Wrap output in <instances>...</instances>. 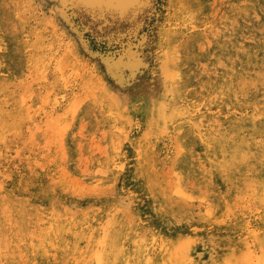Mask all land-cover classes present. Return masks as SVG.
<instances>
[{"label": "rangeland", "instance_id": "1", "mask_svg": "<svg viewBox=\"0 0 264 264\" xmlns=\"http://www.w3.org/2000/svg\"><path fill=\"white\" fill-rule=\"evenodd\" d=\"M136 34L108 45L63 0H0V264L264 256V0H158ZM189 91L196 118L168 122Z\"/></svg>", "mask_w": 264, "mask_h": 264}, {"label": "bare ground", "instance_id": "2", "mask_svg": "<svg viewBox=\"0 0 264 264\" xmlns=\"http://www.w3.org/2000/svg\"><path fill=\"white\" fill-rule=\"evenodd\" d=\"M64 1V0H63ZM71 1H76V2H89V3H92V4H101L102 2H104V4H112V3H118L119 2V4H120V7H123L125 4H129V2H126V1H132V0H71ZM2 2V1H1ZM63 3V2H62ZM65 4V3H64ZM201 4V3H200ZM193 5V4H192ZM26 6V5H25ZM201 10V9H200ZM2 12V11H1ZM226 25V24H225ZM84 29V28H83ZM82 29V30H83ZM215 29V28H214ZM137 30H138V28L136 29H134V30H132V31H128V33H126L129 37H130V35H134V34H136L137 33ZM216 30V29H215ZM84 31V30H83ZM86 33V32H85ZM137 35V34H136ZM135 35V36H136ZM125 37V34H118V35H116V36H109V37H107L108 39H106L105 41L107 42V44L108 45H111L112 44V42H114V43H119L121 40H123V38ZM134 37V36H133ZM138 37V36H137ZM222 37V36H221ZM128 38V37H127ZM102 38H98V40H96L97 42H100V40H101ZM102 40H104V39H102ZM127 40V39H126ZM120 44V43H119ZM123 46V45H122ZM125 46H126V44H125ZM264 46V45H263ZM123 49V48H122ZM256 53V52H255ZM255 56V55H254ZM251 60V59H250ZM244 62V61H243ZM247 62V61H246ZM242 63V62H241ZM254 63V62H253ZM247 64H249V61H248V63H246V65ZM251 64H252V62H251ZM203 65V64H202ZM245 65V66H246ZM251 66V65H250ZM252 68V67H251ZM253 69V68H252ZM243 71V70H242ZM169 72V71H168ZM249 72H251V71H249ZM172 73H174V71L172 72ZM258 73H260V72H258ZM172 75V74H171ZM248 75V74H247ZM173 76V75H172ZM171 77V76H170ZM252 77V76H251ZM224 81V80H223ZM264 81V80H263ZM228 82V81H227ZM253 82V81H252ZM262 82V81H261ZM227 84V83H226ZM223 87V86H222ZM225 87V86H224ZM221 88V87H220ZM224 89V88H223ZM263 89V88H262ZM222 91V90H221ZM260 91V90H259ZM261 91H263V90H261ZM264 92V91H263ZM184 95L186 96V97H188V102H189V105L187 106V107H184L183 106V108L181 107L182 105H180V107L179 106H177V107H172V108H169V109H166L165 111L167 112V114L165 115V117H167L166 119H168V122H171V121H169V119H171L173 116V119L172 120H180V122H184V121H186V120H190V119H193V118H196V113L198 112V109L201 107V104H198L196 101H195V99H193V97L191 96V93H190V91L189 92H185L184 93ZM226 96V95H225ZM233 96V95H232ZM262 97V96H261ZM228 98V97H227ZM247 98H249V97H247ZM252 98V97H251ZM223 99V98H222ZM254 99V98H253ZM206 100V99H205ZM264 100V99H263ZM172 101V100H171ZM175 101V100H174ZM262 101V100H261ZM249 102H251V101H249ZM201 103V102H200ZM181 104V103H180ZM185 105V104H184ZM176 106V105H175ZM168 108V107H167ZM248 108V107H247ZM206 109V108H205ZM210 110V109H209ZM216 110V109H215ZM233 110H235V109H233ZM239 110V109H238ZM241 110V109H240ZM250 110V109H249ZM256 112V115L261 119H263V116H262V109L261 108H258V107H255V109H254ZM211 111V110H210ZM201 112V111H200ZM209 112V111H208ZM233 112V111H232ZM244 112V111H243ZM249 112V111H248ZM207 113V112H206ZM226 113V112H225ZM206 115V114H205ZM238 115V114H237ZM241 116H244V113H241L240 114ZM200 116V115H199ZM220 116V115H219ZM225 116V115H224ZM228 116H231V115H228ZM234 116V115H233ZM235 117V116H234ZM233 117V118H234ZM246 118V117H245ZM254 118V117H253ZM196 120H198V119H196ZM226 120H228V119H226ZM194 121H195V119H194ZM223 121V120H222ZM242 121V120H241ZM248 121V120H247ZM257 121V120H256ZM179 122V121H178ZM192 122V121H191ZM214 122V121H213ZM230 122V121H229ZM245 122V121H244ZM196 123V122H195ZM194 123V124H195ZM231 123V122H230ZM252 123V122H251ZM172 124H174V123H172ZM180 124V123H179ZM182 124V123H181ZM193 123H189L188 125H187V129H188V131L190 132V133H194V135L195 136H197V137H199V138H208V130H206V126H205V123H202V124H200V123H198L197 122V124H195L194 125ZM217 124V123H216ZM236 124H237V122H236ZM126 125V124H125ZM175 125V124H174ZM176 125H177V123H176ZM215 125V124H214ZM218 125V124H217ZM233 124H231V126H232ZM241 125V124H240ZM168 126H170V125H168ZM196 126V127H195ZM228 126V125H227ZM242 126V125H241ZM254 126V125H253ZM179 127V126H178ZM255 127V126H254ZM182 128V127H181ZM242 128V127H241ZM253 128V127H252ZM197 129H199L198 131H196ZM240 129V128H239ZM243 129V128H242ZM126 130V129H125ZM172 130V129H171ZM183 130V129H182ZM194 130H195V132H194ZM248 130H250V129H248ZM247 130V131H248ZM179 131V130H178ZM251 131V130H250ZM188 132V133H189ZM183 133V132H182ZM250 133V132H249ZM253 133V132H252ZM264 134V133H263ZM181 135V138H182V134H180ZM188 135H190V134H188ZM210 135V134H209ZM260 135V134H259ZM135 137V136H134ZM258 137V136H257ZM257 137H256V139H257ZM174 138V137H173ZM216 138V137H215ZM227 138V137H226ZM226 138H225V140H226ZM209 139V138H208ZM229 139V138H228ZM241 139V138H240ZM244 139V138H243ZM252 139V138H251ZM264 139V138H263ZM262 139V140H263ZM195 140H196V138H195ZM199 140V139H198ZM202 140V139H201ZM200 140V141H201ZM213 140H214V138H213ZM208 141V140H207ZM212 141V140H211ZM218 141V140H217ZM242 141V140H241ZM247 141V140H246ZM180 142V141H179ZM191 142V137L190 138H186V140L184 139L183 141H182V143L183 144H189ZM205 142V141H204ZM219 142V144H221L220 143V141H218ZM226 142V141H225ZM238 142V141H237ZM248 142V141H247ZM250 142H252V141H250ZM253 142H254V140H253ZM207 143V142H206ZM210 143V142H209ZM208 143V144H209ZM239 143V142H238ZM238 143H237V145H238ZM243 143V142H242ZM199 144H200V142H199ZM252 144V143H251ZM197 145V144H196ZM206 145V144H205ZM218 145V144H217ZM227 145V144H226ZM263 146H264V144H262ZM184 146V145H183ZM187 146V145H186ZM203 146V145H202ZM232 146V145H231ZM246 146H247V144H246ZM185 147V146H184ZM198 147V146H197ZM204 147V146H203ZM220 147V146H219ZM233 147V146H232ZM238 147V146H237ZM245 147V146H244ZM253 147H254V145H253ZM261 147V146H260ZM99 148V147H98ZM97 148V149H98ZM183 148V147H182ZM205 148H207V147H205ZM211 148V147H210ZM227 148V147H226ZM225 148V150H227ZM105 149V148H104ZM178 149V148H177ZM219 149V148H218ZM231 149V148H230ZM238 149H239V147H238ZM242 149V148H241ZM241 149H239V150H241ZM247 149V148H246ZM180 150V149H179ZM179 150H177V151H179ZM205 150V149H204ZM231 150H233V152H235L236 154H238L237 153V150H234V149H231ZM238 150V151H239ZM222 151V149L220 150V152ZM252 151H254V150H252ZM256 151V150H255ZM204 152V151H203ZM211 152H212V150H211ZM210 152V153H211ZM240 152V151H239ZM222 153H224V149H223V152ZM226 153V152H225ZM104 154V153H103ZM198 154V153H197ZM206 154V153H205ZM258 154V153H257ZM225 156L227 155V154H224ZM259 155V154H258ZM176 156V155H175ZM215 156H217V155H215ZM257 156V155H256ZM206 157V156H205ZM222 157V156H221ZM232 157H233V155H232ZM264 157V156H263ZM218 158H219V156H218ZM217 158V159H218ZM151 159V158H150ZM205 159V158H204ZM214 159H216V158H214ZM220 159V158H219ZM261 159H262V157H261ZM257 160V159H256ZM106 161V160H105ZM221 161V160H220ZM218 162V161H217ZM228 162V161H227ZM257 162H258V160H257ZM256 162V163H257ZM261 163V162H260ZM258 164V163H257ZM257 164H255V165H257ZM264 164V163H263ZM262 164V165H263ZM215 165V164H214ZM227 165L229 166V164L227 163ZM218 166H220V165H218ZM225 167V166H224ZM227 167V166H226ZM246 167V166H245ZM213 168H214V166H213ZM216 168H217V166H216ZM262 168V167H261ZM219 169V168H218ZM217 169V170H218ZM233 169V168H232ZM247 169V168H246ZM259 168H257V170H258ZM97 169H95V171H96ZM256 170V171H257ZM261 170V169H260ZM254 171V170H253ZM240 172V171H239ZM168 173V172H167ZM170 173V172H169ZM202 173V172H201ZM263 173V172H262ZM221 174V173H220ZM219 174V175H220ZM236 174V173H235ZM260 174V173H259ZM210 175V174H209ZM213 175V174H212ZM244 175H246V173L244 174ZM260 175H262V174H260ZM264 175V174H263ZM199 176V175H198ZM197 176V177H198ZM202 176V175H201ZM248 176H249V174H248ZM251 176V175H250ZM211 178V177H210ZM197 179V178H196ZM202 179V178H201ZM226 179V178H225ZM243 179V178H242ZM257 179V178H256ZM204 180H206V179H204ZM230 180V179H229ZM252 180V179H251ZM235 181V180H234ZM175 182H176V193L177 194H179L180 196L182 195L183 197L184 196H190V194L186 191L187 189H186V187L184 186V178H183V174H182V172L181 171H177V172H175ZM201 182V181H200ZM210 182V181H209ZM229 182V181H228ZM149 183V182H148ZM204 183V182H203ZM212 182H210V184H211ZM215 183V182H214ZM227 183V182H226ZM233 183V182H232ZM190 184V183H189ZM199 185V184H198ZM231 185V184H230ZM253 188H252V191H253V196H255V197H257V200H262V202L264 201V182H262V183H257V182H254L253 184ZM216 186V185H215ZM218 186V185H217ZM245 186V185H244ZM209 187V186H208ZM210 187H211V185H210ZM233 187V186H232ZM203 188V187H202ZM220 188V187H219ZM213 189V188H212ZM229 189V188H228ZM222 190V189H221ZM238 190H239V192L241 193V194H243L244 193V191H243V188L242 187H240L239 186V188H238ZM222 192V191H221ZM230 192H231V190H230ZM225 193V192H224ZM239 194V193H238ZM181 196V198H183ZM218 196V195H217ZM199 197V196H198ZM203 197V196H202ZM219 197V196H218ZM232 197H233V195H232ZM189 198H191V196L189 197ZM196 198V197H195ZM201 198V197H200ZM221 198V197H220ZM223 199V198H222ZM219 200V199H218ZM226 200V195L224 196V201ZM198 202V201H197ZM222 202V201H221ZM220 202V203H221ZM190 203H192V202H190ZM193 203H195V202H193ZM212 203V202H211ZM233 204V203H232ZM139 205V204H138ZM223 205V204H222ZM209 206H210V204H208V208L206 209V211H207V213L209 212V210H210V208H209ZM224 207V206H223ZM244 207V206H243ZM228 209V208H227ZM256 209V208H255ZM205 210V209H204ZM205 211V212H206ZM215 211V210H214ZM226 211V210H225ZM231 211H232V209H231ZM244 211H246V210H244ZM230 212V211H229ZM232 213V212H231ZM255 214V213H254ZM205 215H206V213H205ZM240 215V214H239ZM256 215V214H255ZM136 216V215H135ZM262 218V217H261ZM264 219V218H263ZM262 219V220H263ZM261 221V220H260ZM227 224V223H226ZM258 224H260V223H258ZM263 224V223H262ZM169 225V224H168ZM226 226V225H225ZM246 228L248 229V231H247V233L250 235V238H252L253 240H258V232L256 231V228H255V226L254 225H252L250 222H248L247 223V225H246ZM195 231V230H194ZM200 231V230H199ZM125 234V233H124ZM130 235V234H129ZM136 235V234H135ZM118 236V235H117ZM131 236V235H130ZM164 236V235H163ZM210 237V236H209ZM247 238H248V236H247ZM263 238V237H262ZM129 239V238H128ZM249 239V238H248ZM181 240V239H180ZM261 240V239H260ZM134 241H135V239H134ZM173 241V240H172ZM251 241V240H250ZM182 243V242H181ZM180 243V244H181ZM262 243H264V242H262ZM178 244V243H177ZM253 244V243H252ZM262 245H264V244H262ZM180 246V245H179ZM178 246V247H179ZM134 247V246H133ZM140 248V247H139ZM263 248V247H262ZM138 249V248H137ZM256 249V248H255ZM254 249V250H255ZM116 251H118V250H116ZM175 251H176V249H175ZM140 252V251H139ZM197 252V251H196ZM117 253V252H116ZM159 253V252H158ZM130 254V253H129ZM137 254H138V252H137ZM154 254V253H153ZM146 255V254H145ZM156 255V254H155ZM175 255V254H174ZM259 255H261V254H259ZM148 256V255H147ZM256 256V255H255ZM144 257V256H143ZM146 257V256H145ZM184 257V256H183ZM115 258H116V256H115ZM186 259L188 258V257H185ZM161 259H162V257H161ZM169 259V258H168ZM183 259V258H182ZM111 260H112V258H111ZM146 260V259H145ZM155 260V259H154ZM157 260V259H156ZM166 260H167V258H166ZM179 260H181V259H179ZM254 260H255V263L256 264H264V256L262 257V256H256L255 258H254ZM149 261V260H148ZM159 261V260H158ZM186 262H185V264H189L190 263V260L188 259V260H185ZM114 262V261H113ZM108 263V262H107ZM110 263H112V262H110ZM153 263V262H152ZM155 263V262H154ZM157 263H159V262H157ZM168 263V262H167ZM161 264H164L163 262L161 263Z\"/></svg>", "mask_w": 264, "mask_h": 264}, {"label": "water", "instance_id": "3", "mask_svg": "<svg viewBox=\"0 0 264 264\" xmlns=\"http://www.w3.org/2000/svg\"><path fill=\"white\" fill-rule=\"evenodd\" d=\"M126 2H129V4L127 3L120 7L119 2L92 4L89 2L64 0L68 11L82 29L84 28L83 30L86 33L97 40L98 38L104 39L100 41H105L108 39V35H116L117 33L125 34L123 39H126L129 37L126 33L135 28H138V34L150 23L155 14L158 0H132ZM113 44L114 42L111 45Z\"/></svg>", "mask_w": 264, "mask_h": 264}]
</instances>
